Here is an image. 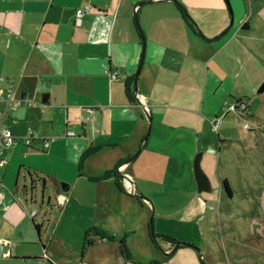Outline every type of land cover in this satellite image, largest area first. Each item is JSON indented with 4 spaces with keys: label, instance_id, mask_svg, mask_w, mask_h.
<instances>
[{
    "label": "crops",
    "instance_id": "1",
    "mask_svg": "<svg viewBox=\"0 0 264 264\" xmlns=\"http://www.w3.org/2000/svg\"><path fill=\"white\" fill-rule=\"evenodd\" d=\"M86 6L94 10L78 24L76 11ZM107 70L119 80L110 83ZM0 77V89L11 82L16 97L33 100L15 111L0 102V121L16 138L0 169V264H199L195 248L205 245L215 192L220 206L249 207L231 171L240 148L251 150L253 133L237 124L242 114H229L218 143L210 121L234 102L248 103L251 115L261 105L264 0H0ZM28 129L31 147L23 140ZM199 153L211 193L198 192ZM123 166L143 199L127 194L117 177L104 178L112 170L120 176ZM39 189L50 216L35 209ZM153 208L155 235L195 248L173 251L164 241L170 255L161 257L150 236ZM93 228L112 241L93 237L83 253ZM140 234L147 238L142 254ZM237 238L224 240L249 247V235ZM144 254L148 262L137 258Z\"/></svg>",
    "mask_w": 264,
    "mask_h": 264
},
{
    "label": "rangeland",
    "instance_id": "2",
    "mask_svg": "<svg viewBox=\"0 0 264 264\" xmlns=\"http://www.w3.org/2000/svg\"><path fill=\"white\" fill-rule=\"evenodd\" d=\"M258 97L261 100V105L256 114L251 115L248 113L249 106L246 102L248 108L246 113L234 112L244 116V118L237 121L239 127L243 128L244 126L245 129V126H248L245 130L253 133L251 150L248 152L244 147L240 148L235 157V167L231 171L234 182L238 187L240 198L243 196H250L251 199H249L251 201L249 207H241L245 214V216L244 214L241 216L239 213H242V209L238 208L236 202L233 203V205L224 202L222 206H220L219 196L221 194L218 195V193L215 192L216 200L209 202V216L203 225V231L206 237L204 242L205 245L196 247L200 256L198 260L199 264H264V93L258 95ZM228 107L223 110V116L218 117L223 120L222 123L224 122L225 116L234 114L228 113V110H226ZM222 126L223 124L218 133L212 132L218 143L219 140L217 135L221 132ZM251 128H254L252 129L253 131ZM217 152H219V149H217ZM244 187L247 188L245 189ZM46 194L52 201L55 200V193L52 190ZM34 197L37 201L35 209L40 214H42V212H47L48 216H50L51 209L47 208V200L45 201L43 211L40 208V189L35 192ZM225 203H228V206H226ZM239 203H242V201L239 200ZM55 211L52 212L53 216L57 215L59 212L58 210ZM233 211L235 212V216L228 219L226 217L227 213L230 212L231 214ZM222 215H224L225 218H223ZM152 218L153 220L155 218L154 208L151 209L149 219L151 220ZM140 235L141 236L135 241L137 246L142 248V250H140L142 254L147 251V249H145L147 238L143 234ZM247 235L250 236L249 247H237L235 249L234 244L224 240V238L229 237H240L237 238L236 241L241 242L245 237L247 238ZM157 244L161 257H165L164 253H166L165 249L167 248V244L162 240H158ZM147 257L148 254H144L139 255L137 258H141L143 262H148L147 259H145ZM153 264L157 263L155 262Z\"/></svg>",
    "mask_w": 264,
    "mask_h": 264
},
{
    "label": "built area",
    "instance_id": "3",
    "mask_svg": "<svg viewBox=\"0 0 264 264\" xmlns=\"http://www.w3.org/2000/svg\"><path fill=\"white\" fill-rule=\"evenodd\" d=\"M94 10L93 6H86L84 8H79L76 11V22L79 24L82 20V18L84 17V15L86 13H90ZM106 75L110 81V83H115L119 80V72L118 71H111V70H107ZM0 81L4 82L6 81L5 78L0 77ZM0 102H3L7 105V108H10L11 110L15 111L20 109L22 106H32L33 105V100L30 99L27 96H23V97H16V93H15V84L11 83L9 84V86L7 88H2L0 89ZM228 113H234V112H240V113H246L248 108L247 105L244 101H238V102H234L233 104H231L228 109ZM222 119L221 118H216L214 120H212L210 122L211 124V128H212V132L213 133H218L222 123ZM248 126H245V129H247ZM69 136H74L73 133L69 134ZM34 139L33 133L31 131V129L27 130V134L24 137V145L26 147H31L32 145V141ZM50 142L51 140H44V149L47 150L50 146ZM16 144V138L13 134V132L11 131L10 128L4 126L2 124V122L0 121V169H2L5 165V153L12 149ZM123 167L119 168V170H122ZM129 180L126 183V188L125 191L127 192V194L129 195H133L134 192V180L131 176L128 175ZM67 201V197L62 195L58 198V203L59 205H64L65 202ZM36 212H34L32 214V216H35ZM81 264H85V263H81Z\"/></svg>",
    "mask_w": 264,
    "mask_h": 264
},
{
    "label": "water",
    "instance_id": "4",
    "mask_svg": "<svg viewBox=\"0 0 264 264\" xmlns=\"http://www.w3.org/2000/svg\"><path fill=\"white\" fill-rule=\"evenodd\" d=\"M139 75H140V69H138L137 73H136V77H135V81H134V91H135V94H136V97L139 99V95H138V78H139ZM259 94H263L264 93V83L263 85L260 87L259 91H258ZM140 104L142 105V108L146 114V117L148 118L149 122H151V118L150 116H148V108L145 106V104L139 100ZM150 132V127H149V131L144 139L143 142H146L147 140V137H148V134ZM201 160H202V153H199L195 159V162H194V175H195V179H196V182H197V186H198V192L200 194L202 193H211L212 192V183L209 179V177L206 175V173L203 171V169L201 168ZM132 161V159H130V161L128 163H130ZM126 166V165H124ZM123 166V169L122 170H119V174H120V182L122 184V186L124 188H126V183L127 181L129 180L128 178V175L124 173V167ZM122 168V167H121ZM134 192H133V195L131 196H134V197H137L139 199H143V197H141L140 195H138V192H137V188H136V184L134 182ZM224 188V187H223ZM224 191L227 193V191L225 190L224 188ZM152 223V219L150 221ZM182 246H188V244L186 243H176L174 245V248H173V251H176L178 250L180 247ZM196 250H198L197 248H195ZM170 255V253H164V256L165 257H168ZM204 264V263H202Z\"/></svg>",
    "mask_w": 264,
    "mask_h": 264
},
{
    "label": "trees",
    "instance_id": "5",
    "mask_svg": "<svg viewBox=\"0 0 264 264\" xmlns=\"http://www.w3.org/2000/svg\"><path fill=\"white\" fill-rule=\"evenodd\" d=\"M178 8L182 14V16L184 17L185 21L188 23V25L192 28H196L194 22L192 21V19L189 17V15L187 14L186 10L180 5L178 4ZM126 94L128 95L129 98H132V88L128 85L126 87ZM112 176H115L117 177V180H118V185L121 187V182H119V175L117 172H115V170H112L108 173H106L105 177L104 178H108V177H112ZM222 186L225 188V190L227 191L228 195L229 196H232V191H231V188H230V184L227 180H224L222 182ZM141 201V200H139ZM153 222V221H152ZM152 224L150 225V236H151V239L154 241V243H156L157 245V241L159 239L163 240V241H166L168 243H171L173 245H175V241L173 239H171L170 237L168 236H157L154 234L153 230H152ZM93 237H96V238H100L102 240H109V241H112V237H109L106 235V233H104L103 231H100L99 229L97 228H93V229H89L86 231L85 233V238H84V245H83V253L90 247H92L94 245V242L92 240ZM158 246V245H157ZM188 248H195L193 245H188L187 246ZM122 252L124 253V255L128 258V259H131L130 258V255L128 253V250L126 248V246L124 245V243L122 242Z\"/></svg>",
    "mask_w": 264,
    "mask_h": 264
}]
</instances>
